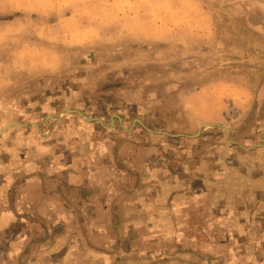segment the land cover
Wrapping results in <instances>:
<instances>
[{
    "label": "rangeland",
    "instance_id": "obj_1",
    "mask_svg": "<svg viewBox=\"0 0 264 264\" xmlns=\"http://www.w3.org/2000/svg\"><path fill=\"white\" fill-rule=\"evenodd\" d=\"M34 1L0 13V264H264V0L84 46Z\"/></svg>",
    "mask_w": 264,
    "mask_h": 264
},
{
    "label": "crops",
    "instance_id": "obj_2",
    "mask_svg": "<svg viewBox=\"0 0 264 264\" xmlns=\"http://www.w3.org/2000/svg\"><path fill=\"white\" fill-rule=\"evenodd\" d=\"M174 2L178 0L153 4L149 10L153 18L146 15L149 6H144L145 0H56L58 9H63L58 10L59 37L73 40L78 46L146 38L173 42L191 31L185 27V18L179 17L182 13L163 16L164 10H172L170 6ZM35 4L34 0H0V13L4 8L17 11V7L29 8Z\"/></svg>",
    "mask_w": 264,
    "mask_h": 264
}]
</instances>
